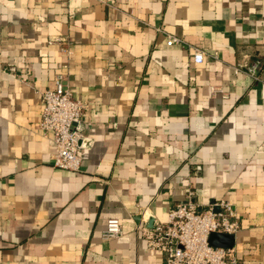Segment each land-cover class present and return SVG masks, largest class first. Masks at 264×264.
<instances>
[{"label":"crops","instance_id":"0c3cea01","mask_svg":"<svg viewBox=\"0 0 264 264\" xmlns=\"http://www.w3.org/2000/svg\"><path fill=\"white\" fill-rule=\"evenodd\" d=\"M65 63L78 172L39 130ZM187 199L232 201L239 260L264 264V0H0V264H164L140 228Z\"/></svg>","mask_w":264,"mask_h":264},{"label":"built area","instance_id":"2783aa9c","mask_svg":"<svg viewBox=\"0 0 264 264\" xmlns=\"http://www.w3.org/2000/svg\"><path fill=\"white\" fill-rule=\"evenodd\" d=\"M50 41L56 45L68 43L64 37H54ZM167 44L182 45L184 41L170 36ZM65 52L72 55L69 50ZM207 56L205 50L196 49L195 62L201 64ZM212 57L217 58L215 55ZM68 69L69 64L65 63L54 79L53 88L41 94L39 130L51 137L54 147L53 167L78 172L82 166L81 151L84 146L81 142L87 109L71 91L66 78ZM257 69V66L249 68L248 75L258 79ZM240 230L241 223L232 201L223 199L201 208L187 199L170 211L166 223H155L152 228L142 226L140 233L149 250L164 255V264H243L234 248L214 247L209 241L212 234L235 237ZM123 234L119 219L112 218L107 222L103 239L109 241Z\"/></svg>","mask_w":264,"mask_h":264},{"label":"water","instance_id":"95a60500","mask_svg":"<svg viewBox=\"0 0 264 264\" xmlns=\"http://www.w3.org/2000/svg\"><path fill=\"white\" fill-rule=\"evenodd\" d=\"M81 144L85 147V143L83 141ZM150 228L153 227V220H150ZM210 244L214 247H222V248H234L235 245V237L230 235H224V234H212L210 236Z\"/></svg>","mask_w":264,"mask_h":264}]
</instances>
